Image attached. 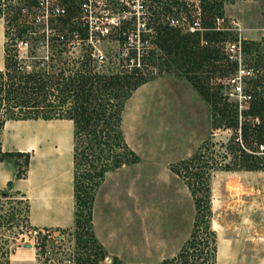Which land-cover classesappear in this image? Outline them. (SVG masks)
I'll list each match as a JSON object with an SVG mask.
<instances>
[{"label":"rangeland","instance_id":"obj_1","mask_svg":"<svg viewBox=\"0 0 264 264\" xmlns=\"http://www.w3.org/2000/svg\"><path fill=\"white\" fill-rule=\"evenodd\" d=\"M30 2L5 0L0 18V40L5 30L10 31L11 38L20 29L35 27L32 26L35 10ZM222 13L223 17L217 19L222 21L220 27L223 29L220 31L225 32L226 42L242 36L244 65L254 66L259 61L258 88L254 89L250 81L244 79V93L257 90L264 94V0L225 1ZM196 18L202 21L201 16L197 15ZM60 19H53L54 30H59L63 25L64 21ZM75 20L78 21L77 26L84 29L77 16ZM65 28V32L68 31ZM234 28L242 30L238 32ZM210 30L218 31L215 26ZM130 31L131 27L113 29L110 35L98 43L94 42L97 47L94 54L104 56L102 63L98 64L95 59L102 72L110 74L121 70L131 45L125 32ZM154 35L147 39L146 47L140 45V57L153 51L163 56L155 49ZM3 39L5 43L8 40ZM45 42L28 39V49L21 50L22 58L31 66L33 55L50 63L49 57L54 51L56 53L57 48H53L51 40L49 47ZM226 42L217 46L221 56L225 53ZM8 43L10 45L11 41ZM19 43L20 40H16V44ZM74 44L69 55L80 56L89 45L86 40H78ZM227 62L223 58L216 63L218 68L207 72L210 86L221 95L228 96L229 102L245 104L246 99L241 101L229 96L228 82L235 68L231 71ZM167 67L166 64L164 67L148 66L146 74H152L154 78L141 85L126 102L122 128L128 146L139 156V161L109 171L94 194L92 230L106 251L105 260L93 255L97 264H117L115 258L122 264H161L165 259L176 256L190 237L196 211L190 190L184 180L171 171V166L193 157L209 138L219 149L221 144L236 136V131L214 129L211 102L200 95L181 71ZM43 124H39L46 127H42V131L53 130V123ZM7 126L11 127L12 122ZM58 128L64 132L71 131L69 122H63ZM31 141L39 143L40 137L34 136ZM260 151L264 152V147H260ZM30 157L31 163L35 160L34 154L31 153ZM19 161L22 164L24 158ZM16 168L18 172L19 168ZM24 170L23 177L27 175L28 168ZM211 188L212 227L218 240L217 264H264V171L219 170L213 173ZM2 192L14 196L16 191L7 184L0 194ZM6 206L8 210L11 205L7 203ZM10 210L18 217L17 208ZM24 216V213H19L21 220ZM34 229L39 228L33 227L29 231L24 227L26 232L17 236L15 241L11 240L17 229H0V233L11 239L9 246L14 252L10 256V264H79L80 260L87 258L83 244L78 240L82 232L89 231L87 227L80 233L75 225L65 229L41 228L57 231L61 237L60 243L48 244L51 255L48 260L36 253L30 233ZM27 245L32 247L28 248Z\"/></svg>","mask_w":264,"mask_h":264},{"label":"trees","instance_id":"obj_2","mask_svg":"<svg viewBox=\"0 0 264 264\" xmlns=\"http://www.w3.org/2000/svg\"><path fill=\"white\" fill-rule=\"evenodd\" d=\"M225 1L236 0H175L172 6L178 12H185L190 18L201 16L207 31L200 35L172 27L158 28L153 43L163 56L153 51L138 57L137 49L130 48L121 70L110 74L98 68L90 44L80 56L68 54L75 42L88 37L86 29L77 26L73 11L60 19L64 21L63 27L50 32L53 48H57L49 57L50 63L33 55L31 66L15 47L16 40H22L28 34L34 40H44L46 32L20 29L10 38V31L5 30L8 40L5 43V68L0 70V133L10 120H70L74 125L75 227L78 233L86 227L89 230L78 237L87 256L79 264H97L93 255L100 256L101 260L106 258V251L92 230L94 194L109 171L139 161L124 136V109L133 93L154 78L152 74H146L147 67H164L165 64L167 68L175 67L181 71L200 95L211 102L214 129L236 131V136L221 144L219 149L209 138L193 157L171 166V171L182 178L190 190L196 216L190 237L179 253L161 264H217L218 240L212 227L213 173L219 170L264 171V152L260 151V147H264V94L249 91V107L240 110L238 103L229 102L228 96L210 86V76L206 75L218 68L215 65L223 58L228 61L231 71L236 68L226 53L221 56L217 48L219 43L226 42L225 32L210 30L216 19L223 17ZM4 5L5 0H0V18ZM65 27L68 28L66 32ZM202 40L207 44H202ZM8 41H11L10 45ZM62 54L68 55L61 57ZM258 63L257 60L254 67L259 68ZM250 84L254 89L259 85L256 79L250 80ZM21 158H24L22 164ZM30 158L26 152H4L0 145V162L13 160L19 168L18 179L23 178L22 169L26 171L29 167ZM8 186L12 188V182ZM19 196L21 198H17ZM1 200L9 202H0V229L18 230L13 232L12 240L0 233V264H10L14 252L9 246L10 240L24 235V227L30 231L33 226L29 222V201L23 194L16 191L11 196L2 192ZM7 203L11 205L8 210ZM10 208L13 211L17 208L18 217ZM19 213L25 214L22 220ZM114 262L122 264L118 258Z\"/></svg>","mask_w":264,"mask_h":264},{"label":"built area","instance_id":"obj_3","mask_svg":"<svg viewBox=\"0 0 264 264\" xmlns=\"http://www.w3.org/2000/svg\"><path fill=\"white\" fill-rule=\"evenodd\" d=\"M75 1V4L70 2ZM175 0H33L30 4L35 10V19L28 31L41 29V32H46L50 35L51 30H54L53 19L63 18L69 14L72 9L75 11L79 22L82 21L83 27L86 29L88 37L86 42L90 44L94 51L97 50L96 44L102 38L111 34L113 29L131 27V31L127 34L131 41L130 48L137 49L139 56L140 45L146 47L148 38L152 37L158 28L172 27L181 29L186 33L200 34L206 30L201 19L196 17L190 18L185 12H178L172 3ZM27 8V7H26ZM29 11V10H28ZM74 13V14H75ZM81 20V21H80ZM222 21L217 19L215 23V30H222L220 23ZM238 25V24H237ZM238 27V26H237ZM240 27V26H239ZM56 30V29H55ZM234 30L241 32V28H234ZM207 31V30H206ZM264 32V28L262 29ZM45 36L42 42L46 46H50V36ZM28 39H33L31 34L26 35L20 40L15 47L21 56V50L28 49ZM202 44H207L202 40ZM225 53L231 64L235 65V72L229 79V96L232 98L246 99L245 104H239V109H247L251 96L244 93L243 85L244 79L249 81L256 79L260 73V69L254 66L244 65V45L242 36L235 41H228L225 43ZM129 48V49H130ZM97 63H102L104 56H96L92 54ZM140 57V56H139ZM96 65L99 67V63ZM242 101V100H241ZM247 104V106H246ZM33 241L36 246V253L38 256H44L47 260L51 256L48 251V244L54 242L60 243L61 237L58 236L57 231L34 229L31 232ZM50 255V256H49ZM46 260V261H47Z\"/></svg>","mask_w":264,"mask_h":264},{"label":"crops","instance_id":"obj_4","mask_svg":"<svg viewBox=\"0 0 264 264\" xmlns=\"http://www.w3.org/2000/svg\"><path fill=\"white\" fill-rule=\"evenodd\" d=\"M4 37L2 33L0 70L5 68ZM9 122H12L11 127L7 126ZM63 122H69L70 132L58 128ZM40 123H53V130L42 131L41 128L46 127L39 125ZM37 135L40 141L35 144L31 139ZM0 144L4 152L34 154L35 160L29 164L27 175L20 179L16 177L17 168L13 161L0 162V190L12 182V190L28 199L31 226L65 229L75 225L73 122L10 120L0 133Z\"/></svg>","mask_w":264,"mask_h":264},{"label":"water","instance_id":"obj_5","mask_svg":"<svg viewBox=\"0 0 264 264\" xmlns=\"http://www.w3.org/2000/svg\"><path fill=\"white\" fill-rule=\"evenodd\" d=\"M28 248H31L32 246L31 245H27Z\"/></svg>","mask_w":264,"mask_h":264}]
</instances>
